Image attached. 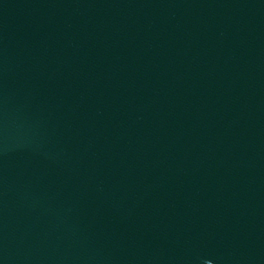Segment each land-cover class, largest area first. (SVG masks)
I'll list each match as a JSON object with an SVG mask.
<instances>
[{"label": "water", "instance_id": "obj_1", "mask_svg": "<svg viewBox=\"0 0 264 264\" xmlns=\"http://www.w3.org/2000/svg\"><path fill=\"white\" fill-rule=\"evenodd\" d=\"M0 264H264V0H0Z\"/></svg>", "mask_w": 264, "mask_h": 264}]
</instances>
